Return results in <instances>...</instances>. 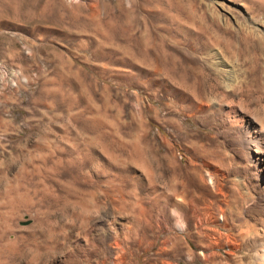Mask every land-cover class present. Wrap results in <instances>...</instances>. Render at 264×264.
<instances>
[{"label": "rangeland", "instance_id": "obj_1", "mask_svg": "<svg viewBox=\"0 0 264 264\" xmlns=\"http://www.w3.org/2000/svg\"><path fill=\"white\" fill-rule=\"evenodd\" d=\"M252 120L264 0H0V264H113L167 202L252 206Z\"/></svg>", "mask_w": 264, "mask_h": 264}, {"label": "bare ground", "instance_id": "obj_2", "mask_svg": "<svg viewBox=\"0 0 264 264\" xmlns=\"http://www.w3.org/2000/svg\"><path fill=\"white\" fill-rule=\"evenodd\" d=\"M238 132L249 151L247 159L260 168L259 183L264 173V129L252 120L240 125ZM163 211L167 235L162 241L150 235L153 227L148 221L137 218L117 226L113 264H139L135 258L151 252L153 246H158L157 257H148L144 264H197L199 260L204 264H264V195L248 207L182 201L167 202ZM193 236L199 253L187 239Z\"/></svg>", "mask_w": 264, "mask_h": 264}]
</instances>
